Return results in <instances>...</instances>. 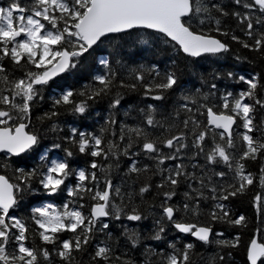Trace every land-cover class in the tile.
Here are the masks:
<instances>
[{"label": "snow or ice", "instance_id": "1", "mask_svg": "<svg viewBox=\"0 0 264 264\" xmlns=\"http://www.w3.org/2000/svg\"><path fill=\"white\" fill-rule=\"evenodd\" d=\"M0 154V264H264V0H4Z\"/></svg>", "mask_w": 264, "mask_h": 264}, {"label": "trees", "instance_id": "2", "mask_svg": "<svg viewBox=\"0 0 264 264\" xmlns=\"http://www.w3.org/2000/svg\"><path fill=\"white\" fill-rule=\"evenodd\" d=\"M3 2H4V0H0V3H3ZM102 47H104V46H102ZM141 47L144 48V50L137 54L138 57L140 58L138 60V62L151 63L153 61H159L160 66L161 67L164 66V63H165L164 57L161 55L155 54L156 50L154 48L149 49L148 47L143 46V45ZM196 59L198 62V66L205 69V70H207L209 68H214V67H223V68H231L234 71H238V72L243 73V72H247L249 70V68L251 67L246 63H235L231 56L210 57L207 59L196 58ZM62 83L67 85V84L74 83V81L71 79H68L66 81L55 79L54 82L52 83V88H55L58 84H62ZM80 83L82 84V83H84V81H81ZM181 84L186 86V87H191L193 84H195L196 86H199L197 81L195 79L189 77V76L182 77ZM219 87L221 89H223L225 87V82L221 81L219 84ZM228 87H229V89H231L232 87H234V85L229 82ZM130 102H131V100L127 99V102L125 103L124 107L126 108L128 106V103H130ZM104 107H106V105L97 106L95 111L92 113V120H86V121H83L81 123L82 124H93V122L98 121L99 118L97 117L96 113L101 112V110ZM42 108H47V104H44L42 106ZM36 114H38V113H36ZM60 119L61 120H67L69 123H71L73 120V118L69 117V116H62V117H60ZM121 119H123V117H121ZM33 120L35 121V114L33 116ZM47 143H48V141L45 140L44 144H47ZM0 155H2V154H0ZM53 155L54 156H56V155L62 156L63 153H62V151H54ZM3 162H4V160L0 159V163H3ZM31 162L32 161L29 160V163H31ZM8 163L12 166H21V167L23 166V163L17 161L15 157L8 158ZM0 174H7L9 177H11L12 172L10 169L0 168ZM63 199H64L63 197L53 199V198H45V197L41 196L40 199L37 200V199H34L32 196H28L21 203H22V205L27 204V205H29V207L36 206L39 203H41L42 201L43 202H53L55 205H60L63 203ZM21 211L23 212L24 209L22 208ZM147 225L150 226V221L147 222ZM244 239L245 240L247 239V234L245 235ZM149 243H151V242H149ZM199 251H201V250L199 248H197V252H199ZM210 251H211V249H208L209 253H210ZM240 260H241V257L238 254L237 255V264H240Z\"/></svg>", "mask_w": 264, "mask_h": 264}, {"label": "water", "instance_id": "3", "mask_svg": "<svg viewBox=\"0 0 264 264\" xmlns=\"http://www.w3.org/2000/svg\"><path fill=\"white\" fill-rule=\"evenodd\" d=\"M54 79H56V78H54Z\"/></svg>", "mask_w": 264, "mask_h": 264}, {"label": "bare ground", "instance_id": "4", "mask_svg": "<svg viewBox=\"0 0 264 264\" xmlns=\"http://www.w3.org/2000/svg\"><path fill=\"white\" fill-rule=\"evenodd\" d=\"M55 80V79H54Z\"/></svg>", "mask_w": 264, "mask_h": 264}]
</instances>
